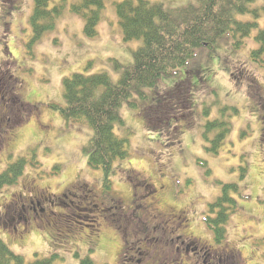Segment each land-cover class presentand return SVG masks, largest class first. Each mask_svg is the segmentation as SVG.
Listing matches in <instances>:
<instances>
[{
    "label": "rangeland",
    "instance_id": "374dc122",
    "mask_svg": "<svg viewBox=\"0 0 264 264\" xmlns=\"http://www.w3.org/2000/svg\"><path fill=\"white\" fill-rule=\"evenodd\" d=\"M116 1L107 2L95 37L85 35L83 17L66 2L55 26L34 43L36 0H0V107L4 97L10 98L6 107L11 119L0 125V173L7 163L26 160V166L21 161L25 168L18 174L17 183L0 187V215L7 204L5 215L0 216V237L27 261L55 254L53 264H83L87 259L95 264H122L124 257L128 261L124 264H183L182 259L194 256L198 241L204 242L199 244L201 247H211L209 254L198 250L199 245L195 249L205 264H222L212 247L218 249L225 243L229 248L224 264H264V115L247 94L249 80L238 82L229 72L239 67V60L250 62L249 48L254 46L250 39L243 49L231 52L229 39L223 37L213 46L199 48L179 68H203L208 82L201 88H187L185 96L178 90L177 103L175 98H166L168 101L155 107L184 120L172 123L171 135L166 134L168 124L146 119L147 114L141 110L153 107L149 108L138 93L130 98L136 106L123 104L120 113L124 123H117L115 129L121 137L130 139V155L115 163L111 187H105L102 169L89 166L85 148L93 129L85 120L62 117L59 108L65 102L63 80L75 72L104 71L117 81L120 73L116 64L131 61L139 41L123 40ZM159 1L166 8L193 3ZM260 22L264 25V16ZM249 67L264 84V67L253 62ZM182 74L170 75L166 83L180 80ZM165 80L160 82L161 92L168 89ZM186 84L184 81L181 86ZM229 106H237L238 112ZM222 110L224 119L230 121L222 125L223 136L213 144L210 139L215 131L206 132L207 120L221 116ZM185 112H191L189 119ZM188 121L192 123L181 126ZM155 189L158 204L147 195ZM38 191L59 206L53 207L55 219L65 215L67 221L84 219L81 228H75L81 232L71 234L73 237L65 244L58 241L60 234L41 228L44 218L38 220L36 214L48 206L38 204L42 201ZM85 196L89 204H81L83 211L77 212L75 202ZM91 205L93 208H89ZM102 205L113 212L109 218L112 215L117 227L110 228L112 231L106 230L103 219L98 218ZM221 214L228 220L218 222L228 230L224 242L217 245L213 242L217 221L211 219ZM93 222H97V237H91L93 229L86 228L94 227ZM23 224L31 229L16 234L14 227L22 228ZM140 230L144 236L148 231L150 240L144 243L142 252L134 237ZM154 243L148 257L137 258Z\"/></svg>",
    "mask_w": 264,
    "mask_h": 264
},
{
    "label": "trees",
    "instance_id": "16d2710c",
    "mask_svg": "<svg viewBox=\"0 0 264 264\" xmlns=\"http://www.w3.org/2000/svg\"><path fill=\"white\" fill-rule=\"evenodd\" d=\"M58 2L60 3L58 4ZM66 2L73 12L83 17L85 35L87 37H95L98 34V25L103 19V12L109 0H36L37 10L33 16V23H35L34 43L41 39L43 32L51 30L55 26V21L62 13L63 4ZM191 3L190 6L180 5L166 8L163 1L159 0H117L115 8L123 40L139 41V46L132 52L131 61L116 64L115 69L120 73L117 81L113 80L110 74L104 71L96 73L75 72L73 75L65 76L63 80L66 105L59 108L62 117L65 120L81 119L90 124L94 134L90 144L85 149L89 164L104 171L105 187H111L113 183L111 176L114 174L115 163L130 154V139L117 134L115 127L117 123H124L120 113L123 104L137 105V103L130 100L135 93H138L145 104L150 106H148L149 108L153 107L152 109L143 108L144 111L143 109L141 110L144 115L147 114L148 117L145 118L157 124L161 122L164 125L168 124L169 130H167L168 133L166 134L171 135L173 133L171 131L172 123L177 122L180 118L168 113L167 109L160 107L159 111H157L155 107L158 104H163L166 98H175L177 103L179 99L177 94L179 92L182 91V95L184 94L185 96L187 88H201L207 84L206 77H203V68L199 71L197 68L194 70L189 69L188 71L187 65L185 68H181L184 74L179 69L196 55L199 48H203L206 45L213 46L225 37V39H229L230 47H232L231 52L232 50L239 51L248 44L247 39H250L254 43V46L251 45L249 48L250 62L264 67V25H261L260 22V19L264 16V2L260 0H191ZM35 18L43 21L36 22ZM250 62L242 63L239 60V67L237 66L235 71L230 70L229 72L238 82L249 80L247 94L250 100L256 102L259 106L258 110H262L263 117L264 84L259 83L256 74L250 70ZM178 73L182 74L180 80L166 83L165 79L167 77ZM189 73L192 74L191 78L188 77ZM161 80H165L168 87L166 92L159 90ZM184 81L187 83L185 87L181 86ZM147 88L151 89L146 91L145 89ZM167 105L169 104L167 103ZM2 106L6 107L5 101H3ZM229 107L233 109L234 113L239 110L237 106ZM2 109L4 113L2 111L0 124L6 123L9 118L8 110L6 108ZM153 109L155 111H152ZM205 111L208 114L209 108ZM186 113H188L186 116L189 119L191 112ZM220 113L221 116L207 120L206 124V132L208 134L215 131L213 138L210 139L213 144L218 143L219 137L223 136L222 125L224 126L230 121L229 119H224L226 118L224 110L220 111ZM191 123V121H188L180 124L181 126H186ZM262 124L264 127V120ZM175 128H178V126ZM180 130L182 131L183 128ZM206 139L209 140V137L207 136ZM21 161L26 166L25 159L8 163L7 167L0 173V187L5 185V183L11 184L17 179L18 174L25 168ZM37 193L44 200L46 199V196L41 192L38 191ZM147 195H151L150 198L153 197V204H158L157 199H154L155 196L152 195V191ZM87 197H82L79 203L75 202V205L79 206L77 207V212L84 208V206H80L81 204H89L86 200L88 199ZM45 204H47L48 208L44 210V213H39L37 217L38 220L41 217L44 218V220L40 221L44 223L41 228L49 230L50 233L55 235L60 234L61 236L59 235V237L61 239H58V241L61 240L63 244L67 242L68 238L81 232L75 228H81L80 223H83L84 219L67 221L68 219L65 218L69 217L66 215L62 216V219H55L56 215L53 207L56 205L50 199ZM64 204L67 205L66 203ZM93 206L91 205L89 208H93ZM56 207L59 206L57 205ZM108 209L109 207L102 205V209L97 211V215H99L98 218L101 217L103 219L106 230H111L110 228H116L117 225H115L112 215L109 218V214L113 212ZM107 211L110 212L102 216L101 213H106ZM97 215L95 218H97ZM77 217L82 218L80 215ZM37 219L34 220L36 225H38ZM49 220H51V223L48 222L47 224ZM212 222H214V219ZM217 223L219 222L217 221ZM217 223L214 225L215 237L219 240L223 232H225V228L222 224ZM92 224L94 227L88 226L86 228L89 230L93 229L90 233L96 236L91 235V237H97L99 235L96 234V229H94L97 227V222ZM28 227L24 228L26 232L30 229ZM144 232L146 233L145 236L142 230H140L139 234L137 232L134 233V237L139 241L138 245L140 247L138 246L137 248L139 252L143 249V246L145 247L146 244L144 243L150 241L149 237H147L149 232ZM19 233L24 234L25 232ZM127 235H130V233ZM129 239L127 238L126 242L130 243ZM154 246L155 243L149 246L150 250L144 251L143 255L139 256L137 254V258L145 259L148 257L151 248ZM145 255L146 257H144ZM53 256L39 257L27 261L23 255L14 252L0 238V264H53ZM124 260L122 264L128 262L125 257ZM185 260L187 264V258ZM83 264H95V262L87 259L83 261Z\"/></svg>",
    "mask_w": 264,
    "mask_h": 264
},
{
    "label": "flooded vegetation",
    "instance_id": "af4514ba",
    "mask_svg": "<svg viewBox=\"0 0 264 264\" xmlns=\"http://www.w3.org/2000/svg\"><path fill=\"white\" fill-rule=\"evenodd\" d=\"M157 201H159L157 199ZM198 247V245L195 246L194 248V256L193 257H185V259L187 258V264H205V262H201L200 259L196 256V252H195V249ZM203 248H205L206 252L209 254L210 253V248L209 246L205 245ZM178 250L180 249V246H178L177 248ZM213 254L216 258H218V261L222 264L225 263V259L227 258V252H228V249L225 248V247H221V248H213ZM203 250V249H201ZM186 254H189L188 251H186ZM167 259V258H166ZM185 259H182L181 260V263L183 264H186V260ZM193 260V262L191 263V261Z\"/></svg>",
    "mask_w": 264,
    "mask_h": 264
}]
</instances>
